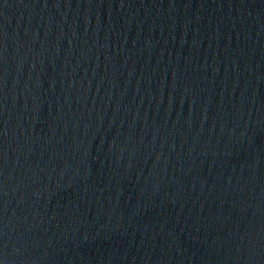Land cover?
Wrapping results in <instances>:
<instances>
[{
	"label": "water",
	"instance_id": "obj_1",
	"mask_svg": "<svg viewBox=\"0 0 264 264\" xmlns=\"http://www.w3.org/2000/svg\"><path fill=\"white\" fill-rule=\"evenodd\" d=\"M0 264H264V0H0Z\"/></svg>",
	"mask_w": 264,
	"mask_h": 264
}]
</instances>
